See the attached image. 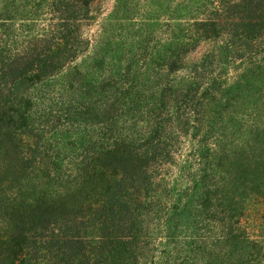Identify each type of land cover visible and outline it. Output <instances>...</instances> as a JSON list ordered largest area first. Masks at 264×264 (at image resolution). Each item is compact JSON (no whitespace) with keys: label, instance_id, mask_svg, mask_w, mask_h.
Listing matches in <instances>:
<instances>
[{"label":"trees","instance_id":"16d2710c","mask_svg":"<svg viewBox=\"0 0 264 264\" xmlns=\"http://www.w3.org/2000/svg\"><path fill=\"white\" fill-rule=\"evenodd\" d=\"M95 2L0 0V264H264V0L116 60Z\"/></svg>","mask_w":264,"mask_h":264},{"label":"rangeland","instance_id":"374dc122","mask_svg":"<svg viewBox=\"0 0 264 264\" xmlns=\"http://www.w3.org/2000/svg\"><path fill=\"white\" fill-rule=\"evenodd\" d=\"M179 0H96L93 9L94 18L87 21L82 26V33L86 40L91 42L87 55L94 53L99 49L98 53L108 54L110 60H116L117 57L123 56L129 49L127 41L134 39L138 41L145 38L150 33H154L155 37L161 36L164 30L165 20L169 18V14L173 7L177 6ZM120 4L116 13L115 5ZM123 6V7H122ZM173 12V11H172ZM181 13L175 14L174 17L182 16ZM140 22L139 26L135 25V20ZM150 19L149 23L144 22ZM159 22H158V21ZM106 26V35L110 42L98 46L100 35L102 34V25ZM150 24V26H148ZM147 25L145 31L144 26ZM101 49V50H100ZM105 52V53H104ZM84 56H80L77 60L82 62ZM253 204V203H252ZM255 205V204H254ZM252 214H256L257 209H264V206L255 207L251 205ZM256 208V209H255ZM256 210V211H255ZM264 216V214H263ZM260 225L264 228V219ZM264 233V230H262Z\"/></svg>","mask_w":264,"mask_h":264}]
</instances>
